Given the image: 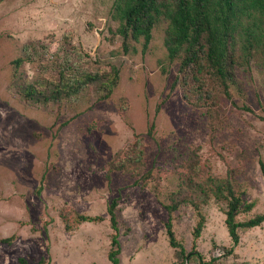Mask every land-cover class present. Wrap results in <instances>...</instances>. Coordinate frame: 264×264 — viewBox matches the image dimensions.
Masks as SVG:
<instances>
[{
    "label": "rangeland",
    "instance_id": "rangeland-1",
    "mask_svg": "<svg viewBox=\"0 0 264 264\" xmlns=\"http://www.w3.org/2000/svg\"><path fill=\"white\" fill-rule=\"evenodd\" d=\"M118 1L0 0V264H112L114 199L120 264H200L170 245L172 193L187 252L192 199L205 261L264 264V222L228 254L227 203L211 194L229 178L256 203L238 220L264 213V16L240 13L226 81L209 64L200 80L169 54L164 14L149 43L124 40Z\"/></svg>",
    "mask_w": 264,
    "mask_h": 264
},
{
    "label": "trees",
    "instance_id": "trees-1",
    "mask_svg": "<svg viewBox=\"0 0 264 264\" xmlns=\"http://www.w3.org/2000/svg\"><path fill=\"white\" fill-rule=\"evenodd\" d=\"M117 11L121 20L118 30L124 40H127L130 35L134 38L143 35L145 44L149 43L152 38V28L157 17L161 13L164 14L170 19L167 38L169 54L174 57L181 49L184 50L179 71L187 72L193 68L194 78L201 80L198 72L206 64H209L215 68L222 80L226 81L225 69L229 57H231L230 39L235 27L234 20L242 12L250 14L260 12L264 16V0H120L117 2ZM19 60L17 61L19 62ZM113 84L114 80L110 82L111 87ZM59 88L60 85H58V92L60 91ZM108 89L111 91V88ZM260 165L264 174V162L262 160H260ZM200 187L204 189L203 186L200 185ZM211 194L217 200H224L227 203L225 224L232 239V246L227 249V252L231 254L240 242L239 229L261 226L264 222V213L239 221L238 216L241 212L251 211L256 203L254 201L244 202V192L235 189L229 178L221 181L216 180L211 188ZM186 201L195 206L199 215L193 231V248L187 252L177 239L171 214L180 207L182 199H177L173 193L170 194V203L166 205L170 214L165 224L170 245L179 249V255L183 260H191L196 256L200 264H211V261H205L203 255L196 250V240L201 236L205 227L206 216L200 210L197 201L192 199ZM117 206L118 199H114L108 206L111 226L114 230L108 253L112 264H120L121 244ZM101 219L100 216L82 213H76L74 216L77 223L94 222ZM71 227L69 223H66L67 229H71ZM13 238L14 236L7 240L12 241Z\"/></svg>",
    "mask_w": 264,
    "mask_h": 264
}]
</instances>
